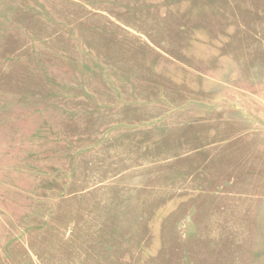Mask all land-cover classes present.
Listing matches in <instances>:
<instances>
[{
    "label": "rangeland",
    "instance_id": "rangeland-1",
    "mask_svg": "<svg viewBox=\"0 0 264 264\" xmlns=\"http://www.w3.org/2000/svg\"><path fill=\"white\" fill-rule=\"evenodd\" d=\"M0 264H264V0H0Z\"/></svg>",
    "mask_w": 264,
    "mask_h": 264
}]
</instances>
